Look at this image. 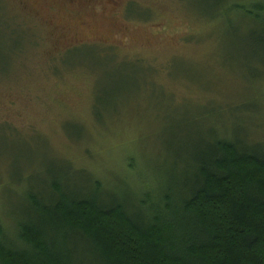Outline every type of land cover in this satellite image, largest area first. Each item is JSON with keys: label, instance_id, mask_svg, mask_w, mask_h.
<instances>
[{"label": "rangeland", "instance_id": "obj_1", "mask_svg": "<svg viewBox=\"0 0 264 264\" xmlns=\"http://www.w3.org/2000/svg\"><path fill=\"white\" fill-rule=\"evenodd\" d=\"M235 2L264 0L221 9L212 0H0V229L9 241L13 164L45 175L66 160L125 193L134 186L115 181L127 161L143 174L169 168L182 121L264 144V41L252 37L262 25L230 10Z\"/></svg>", "mask_w": 264, "mask_h": 264}, {"label": "trees", "instance_id": "obj_2", "mask_svg": "<svg viewBox=\"0 0 264 264\" xmlns=\"http://www.w3.org/2000/svg\"><path fill=\"white\" fill-rule=\"evenodd\" d=\"M236 3L230 10L260 23L252 37L264 41V3ZM105 99L96 93L95 119ZM188 123L170 133V169L143 174L126 162L115 181L134 186L125 193L66 160L45 175L13 164L15 239L0 229V264H264V144Z\"/></svg>", "mask_w": 264, "mask_h": 264}]
</instances>
